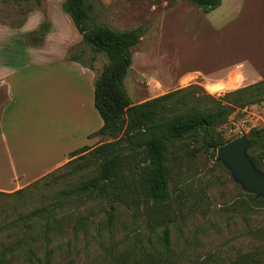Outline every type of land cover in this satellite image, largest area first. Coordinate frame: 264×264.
Returning <instances> with one entry per match:
<instances>
[{"label":"rangeland","instance_id":"1","mask_svg":"<svg viewBox=\"0 0 264 264\" xmlns=\"http://www.w3.org/2000/svg\"><path fill=\"white\" fill-rule=\"evenodd\" d=\"M91 2L95 23L117 31L145 29L140 43L133 49V66L124 82L133 104L194 84L219 98L230 90L225 85L223 73L218 77L215 75L219 68L235 65L238 62L232 60L241 58L245 64L254 59V54H264V20L256 22L251 17L250 6L245 9L240 6L235 17L229 0H223L220 7L209 15L202 12L201 17L193 13L198 8L188 0H112L109 6L101 0ZM49 6L53 5L48 1L38 5L0 0V22L12 28L20 27L27 13L37 8L47 11ZM60 12L54 13L58 32L64 30L63 34L67 35L74 28L79 34L70 17L64 13L71 25L62 20ZM217 26L218 31L223 30L219 36L214 32ZM250 27L251 33L256 30V35L260 32L262 35L258 39L261 42L254 46ZM36 40L29 34L10 38L7 33H0V55L24 71L7 79L11 94L5 112L4 133L12 155L5 153L0 138V187H8L13 182V163L20 173L27 171L26 181L30 182L26 187L42 179L25 199L0 195V226L30 211L40 203L42 196H51L66 183L73 185L96 173L95 167L85 168L84 160L79 159L82 155H77L70 159L74 160L71 165L34 179L65 155L72 157L83 147L91 146L88 141L94 143L92 136L97 131L88 133L98 130V125L102 124L94 103L95 83L108 63L106 54L94 53L81 41L69 50L66 60L71 62L77 57L82 67L93 65V80L77 69L62 66L57 58L60 56H50V60L38 67L27 60L25 51L28 47H36L33 45ZM7 45L16 50L7 55L10 50L3 49ZM250 51L251 56L244 59ZM233 81L237 84L244 82L240 77ZM262 127L264 102L236 112L229 123L218 130L228 141L248 136L252 129ZM107 141L110 140L102 139L91 147ZM194 146L198 145L180 144L172 154V199L165 205L164 220L158 219L156 212H134L119 205L113 233L106 226L101 231L90 228L87 236L80 231L78 244L55 250L54 264H111L110 254H127L133 250L128 241L139 231L153 233L154 244L147 252L155 254L159 248L157 239L168 222L172 246L177 250L171 259L175 264H231L250 255L264 263V202L255 201L244 192L216 158L205 152L192 156L190 152ZM72 149L75 150L68 154ZM258 151L260 149L253 148L250 153ZM72 171L78 172L54 184L56 179ZM24 175L21 174V180ZM26 201L28 208L23 206ZM103 208H107L106 202L88 203L81 212L92 213L95 223L102 220L105 224L108 217ZM6 236V231L0 234V251L7 241Z\"/></svg>","mask_w":264,"mask_h":264},{"label":"trees","instance_id":"2","mask_svg":"<svg viewBox=\"0 0 264 264\" xmlns=\"http://www.w3.org/2000/svg\"><path fill=\"white\" fill-rule=\"evenodd\" d=\"M11 1L40 5L44 0ZM91 1L65 0L62 7L82 35L83 42L94 53H104L108 58L96 79L94 94L95 108L103 126L92 137L110 141L94 148L85 146L72 154L71 158L82 155L79 159L84 160L85 168L95 167V174L73 185L66 183L51 196H42L37 206L0 226V234L7 232V241L0 251V264H54L55 250L69 249L78 244L80 231L87 236L90 228L101 231L106 226L113 233L119 205L134 212H156L158 219L164 220L165 205L172 199L171 158L174 150L180 144L192 143L198 145L191 149L192 156L205 152L216 158L217 150L234 140L225 141L218 129L228 124L236 112L264 102L262 80L219 98L194 84L133 104L124 82L133 65V49L140 43L145 29L117 31L95 23ZM188 1L205 14L222 4V0ZM48 30L49 25L43 23L37 32L29 34L37 39L34 46L44 45ZM37 35L39 37L35 38ZM73 60L78 61V58ZM87 67L94 69L93 65ZM248 138L249 153L253 148L260 149L250 155L258 168L264 171V127L252 129ZM76 172L61 176L54 184ZM41 181L13 193L0 192V195L25 199L33 191V186ZM249 196L264 202L256 200L254 195ZM103 202L107 203V208H103L108 217L105 224L102 220L95 223L92 213L82 214L81 209L88 203ZM23 206L29 207L27 201ZM163 228L157 239V253L147 252L148 247L154 244L153 233L139 231L128 241L133 250L127 254H110L111 264H175L171 259L177 250L172 246L169 222ZM191 261L194 263L195 260L192 258ZM231 264L264 263L250 255L242 256Z\"/></svg>","mask_w":264,"mask_h":264},{"label":"crops","instance_id":"3","mask_svg":"<svg viewBox=\"0 0 264 264\" xmlns=\"http://www.w3.org/2000/svg\"><path fill=\"white\" fill-rule=\"evenodd\" d=\"M47 1H48V4H52L53 6H49V8H47V11L42 10L41 8H37L33 11H30L29 13H27L25 21L23 24L20 25V27L12 28V27L0 22V33H7L10 36V38H12L16 35L25 36L27 34H31L35 31H37L43 23L49 22L50 23L49 30L46 33L44 45L39 46V47H32V48L28 47L25 50L27 55H28L27 60H30L32 65L40 67V66H43V63L45 62V60L49 59L48 57L60 56L57 58L60 62H62V64H61L62 66H66L68 68H72L75 70L77 69L76 71L80 72L82 75H86V76L89 75L93 80L95 78V71H93L90 68L82 67V63L80 61H79L80 63H78L77 61H71L70 62V61L66 60L69 50L74 45L83 41V37L78 32L77 29L76 30L79 34H76V32L74 31V28H72V30H71L72 32L70 31V33L67 35L63 34L64 30L61 33L58 32V27H57V23H56L57 20L54 17V13L57 11L60 12L61 9L63 10L62 5L65 2V0H44L42 3H45ZM101 1L105 6H109L112 3V0H101ZM229 2H230L229 6L231 7V9H233V13H234L233 15L235 17L239 14V7L240 6H242V8H244V9H245V7L250 6L251 17L256 22L259 19L264 20V0H242V1L241 0H229ZM190 11H192V9ZM60 13H61L60 15H61L62 20L69 21V23L71 25L69 18L66 17L67 13L64 10H63V12H60ZM64 13H66V14H64ZM193 13H196V15H201V17H202V15H204V14H202V11L199 9H195ZM209 14H205V15H209ZM70 19H71V17H70ZM71 21H72V19H71ZM251 29H252V27H250V38L254 39V44H253V46H254V45H257L261 42V41L258 42V39L262 35H261V32L258 35H256V30L253 31V33H251ZM214 30H215L214 32L218 33L217 36L221 35V33L223 31V30L218 31V26ZM236 33L237 34L239 33L238 28H236ZM70 34H71V36H70ZM66 36H68V37H66ZM74 37L76 38L75 41L72 40ZM226 39L227 40L229 39L228 34H227ZM52 45H58L59 48H55L54 46L52 47ZM253 46L251 47L252 49H253ZM61 47H62V49H61ZM3 49L6 52L8 50H10L7 55H9L12 51L16 50V49H12L10 45L3 46ZM251 54H252L251 51L249 52V54H245L244 59H247L248 56H251ZM0 56H1L0 57V138L4 144L5 153L8 155L9 154L12 155L11 150H10V146H9V144H10L9 140L4 133L5 112L9 106L10 94H11V88L8 87L7 79L12 78V77L18 75L19 73H23L24 71L18 70V69H21L22 67H15V66L11 65L7 60H5V58H2V54ZM232 61H233V63L234 62H238V63L235 65H229V67H227V68L221 67L215 73V75L217 77L219 76V74L223 73L224 80L226 81L225 85L230 87V90H227V92H231V91H234V90H237V89L243 88L245 86H249V85L255 84L259 81L264 80V54H261V53L254 54V59H251L250 61H248L245 64L243 62V58L236 59V61L235 60H232ZM244 61L246 62L247 60H244ZM237 77H240L244 82L237 84V82L233 81V79H235ZM145 101H147V100H145ZM102 126H103V121H102L101 125L100 124L98 125V130ZM98 130L96 129L94 131L89 132L88 134H92ZM102 139H104V138L97 136V137H94V139H93L94 143H92V142L90 143V141H88L87 144H90L91 146H93L97 143V141H100ZM102 143H100V144H102ZM91 146H89V147H91ZM73 150H75V149L68 151V154H70V152H72ZM11 158H13V157H11ZM70 158L71 157H68L67 155H65V158L60 159L58 162L55 163V165H52L51 167H48L44 171H41L40 173H38L39 174L38 177H35L34 179L41 178L42 176L51 173L52 171L56 170L57 168L63 167L65 165V163H67L70 160ZM13 164H14V175L12 178L13 182L8 187H5V188L0 187V192H7V193L16 192L20 189L25 188L28 185V183L30 182V180L26 181L27 171H23L20 173L18 166L15 163H13ZM24 173H25L24 179L21 180L23 178V176H21V174H24Z\"/></svg>","mask_w":264,"mask_h":264},{"label":"water","instance_id":"4","mask_svg":"<svg viewBox=\"0 0 264 264\" xmlns=\"http://www.w3.org/2000/svg\"><path fill=\"white\" fill-rule=\"evenodd\" d=\"M249 149L248 136L234 139L217 150L216 161L230 172L244 192L264 200V171L254 163Z\"/></svg>","mask_w":264,"mask_h":264}]
</instances>
